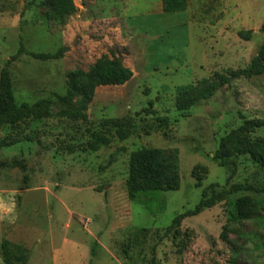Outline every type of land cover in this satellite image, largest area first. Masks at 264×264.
I'll list each match as a JSON object with an SVG mask.
<instances>
[{"label": "rangeland", "instance_id": "1", "mask_svg": "<svg viewBox=\"0 0 264 264\" xmlns=\"http://www.w3.org/2000/svg\"><path fill=\"white\" fill-rule=\"evenodd\" d=\"M42 1L0 0V70L22 44L25 52L9 63L15 100L47 98L55 113L30 124L39 142L0 147V264L6 256H25L14 264H149L152 248L159 264H264V193L228 194L182 219L177 237L168 229L210 184L216 191L264 184V168L248 154L234 158L231 178L232 166L212 159L221 137L245 119L264 120V75L230 80L187 110L174 106L180 90L249 64L263 40L264 0H188L178 12H164L161 0H73L77 9L64 24ZM58 50L62 56L50 60L27 54ZM103 55L119 58L131 79L98 86L87 123L57 116L66 73L88 72ZM125 114L136 123L131 136L112 137L97 151L81 148L88 128ZM251 134L264 136V127ZM141 147L160 148L177 164L167 181L174 188L160 191L150 208L131 201L125 184L130 153ZM243 197L255 208L249 217L236 214Z\"/></svg>", "mask_w": 264, "mask_h": 264}, {"label": "trees", "instance_id": "2", "mask_svg": "<svg viewBox=\"0 0 264 264\" xmlns=\"http://www.w3.org/2000/svg\"><path fill=\"white\" fill-rule=\"evenodd\" d=\"M42 4L48 8L51 18L59 24L66 23L69 16L75 13L77 7L73 0H43ZM164 12L184 11L187 8L188 0H161ZM259 31L263 35V40L257 48L255 56L248 65L238 69H228L227 72H214L211 77L202 78L194 85L180 90L174 100L177 110L183 111L194 106L198 102L208 99L222 86L230 80L252 78L264 75V20ZM251 30H240L238 35L249 40ZM25 52L21 44L18 52L11 56L0 70V129L10 126L11 129L4 136L0 137V147L10 146L22 141H37V131L29 129L33 121L43 118H50L55 114L52 110L53 103L50 99H40L33 103L17 104L14 97L9 63L17 59L18 54ZM27 54L40 60L57 59L62 56V51L50 53ZM133 71L123 64L119 58L103 55L95 60L88 72L81 70H70L66 73V93L58 98L63 103V107L56 111L59 117H66L72 122H88V108L92 102L95 89L104 85H121L131 79ZM76 102L73 103V100ZM155 120L164 125L167 124L166 116H156ZM97 128L87 129L88 139L81 148L89 151H97L100 147L111 142L112 137L124 140L131 136L136 130L134 118L125 114L118 117L102 118L97 123ZM264 127V120L245 119L242 124L232 129L228 134L221 137L219 145L212 155V159L220 166L231 165L228 178L236 173L235 157L248 154L251 159L260 167L264 168V136H252L256 129ZM70 146L69 149L74 150ZM22 168L23 163L15 161ZM177 164L164 156L162 149L154 147H141L130 153L128 161V174L125 181L128 196L131 201L140 203L146 208H150V202L156 195L165 188H174L168 185L167 181L175 174ZM24 177V182L27 181ZM216 184H210L202 191V196L192 209H188L173 217L168 229L174 228V237L180 234L178 226L182 219L200 213L203 209L209 208L220 202L226 195L238 191H254L264 193V184L260 187L245 183H231L227 189L215 190ZM210 190V194L207 192ZM236 214L239 217H249L255 210L248 197L238 199ZM167 229V230H168ZM167 230L165 231L167 233ZM223 236V234H222ZM136 231L133 232L135 243ZM149 264H159L154 255V248ZM25 256H18L11 259L9 256L3 258L5 264H14L16 261H24Z\"/></svg>", "mask_w": 264, "mask_h": 264}]
</instances>
